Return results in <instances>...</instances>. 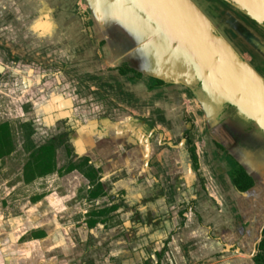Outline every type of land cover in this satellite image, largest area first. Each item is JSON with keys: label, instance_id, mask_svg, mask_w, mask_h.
<instances>
[{"label": "rangeland", "instance_id": "rangeland-1", "mask_svg": "<svg viewBox=\"0 0 264 264\" xmlns=\"http://www.w3.org/2000/svg\"><path fill=\"white\" fill-rule=\"evenodd\" d=\"M212 1L224 6L222 1ZM205 6L216 25L234 39V29L241 21L231 13L230 8L225 6L226 10H223V6L220 9L210 6L212 10L208 9V3ZM253 29L258 33L257 28ZM106 33L110 36L109 44L115 48V54L126 57L127 51L134 45L132 39L126 35L127 39L122 41L123 29L117 25L111 26ZM260 36L264 39L263 34ZM97 38L92 28L91 11L84 0H0V63L7 67L5 72L0 73V122L10 123L13 142V152L0 159V204L8 207L1 212L6 216L20 214L22 218L29 209V197L36 192L43 196L56 191L62 196L66 195L65 189L70 181L81 184L79 179L71 175L64 176L57 182L50 175L28 184L23 182V164L28 158V149L33 147L30 138L38 142L49 139L56 132V125L58 131H64L65 119L55 120L53 114L52 121L46 122L43 119V125L37 126L33 105L37 95L31 92L28 100L22 102V91L12 90L16 81L20 82L23 78L29 79L33 84L44 85L53 80L52 86L54 84L53 87H59L60 92H64L63 95L68 93V86L75 93L74 105L80 108L79 112L83 106L92 111L94 108L95 113L92 112L89 117H106L111 121L131 115L142 121L155 101L160 100L161 95L151 94L143 87L134 85L127 76L120 75L113 67L115 63L112 65L101 57L97 58ZM239 47L247 58L251 57L252 61L257 62L249 50L243 45ZM262 71L264 73V68ZM52 86L45 90L54 91ZM63 103L62 105H67L64 101ZM192 103L189 104V109L192 107L195 114L193 120L196 127L184 131L183 125L187 120H176L171 116L169 132L162 139L166 137L165 142L170 145L177 143L185 149L189 144L184 137H191L202 157L204 150L211 153L213 148L201 112L196 110L193 100ZM82 116L84 115L80 113L79 118ZM166 128H163L165 132ZM163 130L159 128V131ZM161 148L166 161V155H171L173 150L167 144L164 147L155 146L156 151ZM204 163L202 160V166ZM187 164L188 162L185 164L184 176L172 179L175 187L169 189L166 197L164 196L166 199L156 203L153 213L160 215L158 221L149 219L150 214L140 211L141 217L136 218L135 210H125L122 207L104 227L95 226L92 229L82 222L77 224L71 218V214L76 211L71 212L70 208L56 210L54 207V212L50 215L40 216V221L53 222L52 224L56 222V227L49 236L46 234L41 241L36 242L34 247L38 251H48L46 256L38 259V263L157 264L158 261V264H210L219 260L224 251L218 252L221 248L213 240L216 232L209 229L216 214L210 212L215 203L212 198L215 191L209 186L207 193L201 186L202 181L197 176L196 168L191 165L187 167L189 172H186ZM205 169L207 168L204 167ZM129 185L130 182L127 181L124 186L128 188ZM178 186L180 193L185 192L184 203L183 197L180 201L173 200V195H179ZM121 187L118 185L111 190L113 200L120 201L119 203L124 195ZM158 193L161 191L158 190ZM196 195L198 198L193 200ZM47 199L49 200V196ZM72 202L74 201L70 199L67 204L71 206ZM189 206L196 209L201 217L193 210L190 211ZM185 207L188 212L186 218L182 219L180 211ZM176 219L180 222L179 226L173 224ZM77 220L81 221L82 216L79 215ZM37 230L27 231L21 238V245L28 243L32 232ZM169 232L172 234L169 235ZM62 245H65V251H62ZM21 248L29 250L26 246ZM161 249L166 251L159 257L157 253ZM226 253L228 254H224Z\"/></svg>", "mask_w": 264, "mask_h": 264}, {"label": "water", "instance_id": "water-1", "mask_svg": "<svg viewBox=\"0 0 264 264\" xmlns=\"http://www.w3.org/2000/svg\"><path fill=\"white\" fill-rule=\"evenodd\" d=\"M84 1L110 57L128 60L145 72L151 67L157 76L190 88L209 140L220 144L252 178L245 191L230 180L221 188L238 223L230 242H225V252L232 246L231 251L239 254L218 264H255L264 229V39L253 27L264 30V0H218L241 21L234 39L207 10L205 3L208 9L222 8L212 0ZM113 25L123 29L122 41L127 35L134 42L124 58L109 44L106 30ZM5 69L0 64V73ZM187 167L190 162L188 173Z\"/></svg>", "mask_w": 264, "mask_h": 264}, {"label": "flooded vegetation", "instance_id": "flooded-vegetation-1", "mask_svg": "<svg viewBox=\"0 0 264 264\" xmlns=\"http://www.w3.org/2000/svg\"><path fill=\"white\" fill-rule=\"evenodd\" d=\"M242 18L248 24L250 23L247 18ZM92 28L98 37L97 58L101 57L103 61H107L112 65L115 63L113 67L118 70L120 75L127 76L128 80L134 82V85L143 87L151 94L161 95V98L155 101L154 106L150 107L146 117L142 121H140L139 117L133 115L111 121L106 117H89L92 112L95 113L94 108L92 111L91 108H84L83 106L82 111L79 112L80 108L74 105L75 93L68 86V93L65 92V95H63V91L61 90L60 92L59 87H53L54 84L52 86L53 80H49L44 85H41L37 83L33 84L29 79L21 78L22 102L28 100V95L31 92L37 95L33 103L34 111L35 100L41 98L43 94L47 96L46 102H43L39 109L41 115L37 116L35 113L37 126L43 125V119L46 122L52 121L54 116L51 117V115L53 114L55 115V120H58V118L65 119L64 131H58L56 125V132L49 139L38 142L30 138L33 147L28 149L27 160L30 153L41 145L52 144L54 147V168L51 172L37 176L32 181L50 175L53 181L57 182L60 178L62 179L64 176L71 175L79 179L81 183L74 184L70 181L65 189L66 195L62 194L60 196L58 192L52 191L42 196L41 193L36 192L29 197V201L32 203L40 202L39 206L52 204L53 207H56V210L70 208L71 212L76 211L73 213L74 216L71 214V218L77 224L82 222L87 228L92 229L95 226L104 227L107 221L112 218V215L115 214L116 216V213L122 208L125 210H135L136 218L140 216L138 212L140 211L141 213L145 212L146 215L150 214L149 219L160 220V215L153 213L157 207L156 203L164 201L169 189L175 187L172 181L173 178L178 179L184 176L186 162H190L196 168L198 172L197 176L202 181L201 186L207 193L209 186L215 192L216 189L221 190L226 184V180H230L240 191L250 188L253 184L252 178L234 161L232 155L224 151L217 142L210 141L211 148H213L211 153L204 150L205 153L201 157L197 150V144L195 141H192L191 137H184L188 140L189 144L185 149L184 146H179L177 143L170 145V143L165 142L166 137L162 139L169 132L168 126L171 124V116L172 118H177L176 120H187L183 125L184 131L192 129L194 126L196 127V123L193 120L195 114L192 107L189 109V104H193L192 100L195 104L197 103L193 92L183 84L177 86L157 76L152 72L154 70L151 67H149V72H145L141 68L133 66L128 60H121L119 57L113 60L107 49L105 38L93 25V22ZM257 29L264 35L263 29L259 27ZM51 86L55 89L54 91L45 90L49 89V87L51 88ZM63 101L67 104L66 106L62 105L64 104ZM45 103L48 105H44ZM196 110L201 112L198 106ZM80 113L84 116L79 118ZM188 118L192 120L190 121ZM4 122H7L11 127L8 121L0 123ZM31 126L35 128L33 124ZM187 126L188 128H186ZM164 127H167V132L163 130ZM159 128L163 131H159ZM178 128L180 127L178 126ZM167 140H170V138H167ZM166 144L173 151L171 155H166L168 159L164 161L163 148L156 151L155 146L163 145L164 147ZM202 160L205 162L204 166H202ZM204 167L207 169L204 170ZM22 180L27 184L32 182L24 181L23 170ZM127 181L130 182L128 188L124 186L127 184ZM118 185L122 186L124 194L121 203H119L120 201L113 200L114 198L111 193V190L118 187ZM131 190L133 191L131 192ZM158 190L161 191L160 194ZM177 191L179 195H173V200L180 201L183 197L182 202L184 203L186 201L185 192L182 191L180 193L179 186L177 187ZM51 195L56 199L54 203H51L47 199ZM197 198L196 195L193 200ZM212 198H214L213 195ZM70 199L74 201L71 206L67 204ZM214 200L215 204L218 205L217 199L214 198ZM191 210L201 217L196 209L190 207ZM187 212V207L180 211L182 219L186 218ZM79 215L80 217L82 216L81 221L77 220ZM55 223L45 226L46 231L51 232L56 227ZM173 224L179 226L180 222L176 219ZM27 225L28 228L31 226L26 220L24 222L25 229ZM34 233L37 237L46 236L43 229L37 230ZM168 234L172 233L169 232ZM164 251L166 250L161 249L157 255L160 257ZM253 258L257 264H264V229Z\"/></svg>", "mask_w": 264, "mask_h": 264}, {"label": "crops", "instance_id": "crops-1", "mask_svg": "<svg viewBox=\"0 0 264 264\" xmlns=\"http://www.w3.org/2000/svg\"><path fill=\"white\" fill-rule=\"evenodd\" d=\"M14 84L15 87L12 89L13 91H19L22 89V86L20 87L19 81H16V83ZM46 97L47 96L43 94L41 98L35 100V113L37 114V116L41 115L39 109L41 108L43 102H46ZM44 105L48 104L45 103ZM213 197L217 199L218 205L213 203L210 208V212H214L216 214L215 216H213L214 218L211 221L212 223L209 226V229H213L216 232L213 240L216 244H218V247L221 248L218 250V252H220L221 250V252L224 251L225 253L224 247L227 245V243L225 242H230V238H232L231 233H233V231L238 228V223L236 222L237 219H235L234 215L231 213V211H229L230 208L228 207V203L225 201V197L222 191L220 189H217L215 194H213ZM49 200L54 203L56 199L54 196H49ZM39 204L40 202L32 203L29 201V209L25 214H23L22 218L20 214L17 216H6L4 213H1L5 209L7 210L8 207L6 208L2 203L0 204V264H40L38 263V259L41 256H46V252L48 251L40 252L34 247L36 245V242H39L42 240V238H44L37 237L34 233L35 231L32 232L31 240L26 243L27 245H21L22 236L25 235V233L29 230H37L35 228H40L38 230L43 229L48 236L53 230H55L54 228L51 232H47L45 226H47L48 224H52L53 222L44 223L39 220V217L42 215H50L54 207L52 206V204L48 206H46L47 204L39 206ZM26 220L31 224V226L25 229L24 222ZM57 224H60V222H58ZM23 246H26L27 248H29V250H23V248H21ZM62 248L63 251L65 249V245H62ZM232 248L233 247L231 246L227 250L228 254H221L219 260H216L215 262H212L210 264L222 263V261L228 259L234 260V257L239 253H234L233 251H231Z\"/></svg>", "mask_w": 264, "mask_h": 264}, {"label": "trees", "instance_id": "trees-1", "mask_svg": "<svg viewBox=\"0 0 264 264\" xmlns=\"http://www.w3.org/2000/svg\"><path fill=\"white\" fill-rule=\"evenodd\" d=\"M11 129L7 122L0 123V159L9 155L13 150ZM54 168V147L44 144L30 153L23 167L25 182H31L35 177L45 175ZM255 264H257L253 258Z\"/></svg>", "mask_w": 264, "mask_h": 264}]
</instances>
